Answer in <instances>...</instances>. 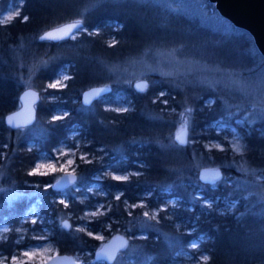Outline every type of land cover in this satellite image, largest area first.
I'll use <instances>...</instances> for the list:
<instances>
[{
  "label": "trees",
  "instance_id": "1",
  "mask_svg": "<svg viewBox=\"0 0 264 264\" xmlns=\"http://www.w3.org/2000/svg\"><path fill=\"white\" fill-rule=\"evenodd\" d=\"M5 1L11 2L1 0L0 13L7 9ZM117 7L112 0L100 4L95 0H28L23 14L29 15V21L10 22L5 30L0 31V146H3L0 147V172H4L3 181L8 178L15 192L19 193L8 204L0 200V229L16 227L28 209L35 208L41 224L35 223L34 229H47L59 253H78L88 260L93 258L98 240L87 233L67 231L57 222L58 216L67 212L75 211L77 216L83 214L87 209L84 202L75 201L70 196L68 205L64 206L57 200L61 192L51 186L41 190L42 185L51 182L49 176L29 175L39 154L70 142V135L76 127L77 137L82 139L81 147L90 154L91 160V163L81 160L77 163V184L81 191L97 186L111 197L122 194L121 200L113 198L110 202L103 216L106 221H127L125 204H135L142 197L153 208L165 204L166 193L170 198L182 199L179 208L173 212L169 208L159 211L156 219L158 232L150 230L145 238L131 241L139 243L138 256H149L152 264H169L184 254L188 245L196 242L200 250L210 256L207 264H264V206L246 189L228 190L224 184L200 181L198 185L203 199L191 200L187 195L193 173L188 170L195 157L203 154L202 149L196 143L190 148L179 146L172 136L175 113L185 103L194 109L192 120L196 129L202 130L214 121L230 123L234 116L230 110H221L217 102L208 108L205 100L200 98L204 95L202 91L193 92L195 90L188 85L181 87L169 78H150L152 82L145 92H138L128 84L111 82V66L139 57L150 45H156L162 39L148 33L140 16L144 9H140L138 15L118 13ZM153 8L151 18L170 21L180 29L183 33L179 40L188 48L190 43H201L204 36L210 34L180 14L161 7ZM71 20H81L87 25V30L75 40L51 42L38 39L46 30ZM149 21L154 25L155 21ZM89 32L94 34L89 35ZM239 39L233 34L227 40V54L241 64L254 63L255 60L244 52ZM261 63L264 64L263 58ZM64 69L70 75L65 87L49 88L48 85ZM101 84H110L112 88L103 98L129 102L127 112L103 109V98L90 106L95 107L92 112L76 108L84 89ZM29 86L40 92L36 120L44 126L43 135L33 142L27 137H19V131L4 122V117L19 107L20 92ZM161 91L166 95L161 97ZM47 98L54 100L46 102ZM58 112H67V115L61 120H52ZM239 130L243 137L240 153L211 151L208 152L210 157L212 154L222 159L218 160L219 163H243L258 177L264 178V138H261L264 120ZM109 161L120 163L122 169L129 170L130 180L114 181L106 175L105 163ZM213 161L216 163H211H218ZM221 170L227 175L233 167L222 166ZM96 177L101 180L95 181ZM76 194L81 197L83 192ZM227 194L228 199L236 203L221 213L222 200ZM203 201L211 202V206L202 204ZM71 222L72 225L76 223L74 219ZM190 229L192 231L187 232ZM12 245L11 238L1 241L0 251L9 253Z\"/></svg>",
  "mask_w": 264,
  "mask_h": 264
},
{
  "label": "rangeland",
  "instance_id": "2",
  "mask_svg": "<svg viewBox=\"0 0 264 264\" xmlns=\"http://www.w3.org/2000/svg\"><path fill=\"white\" fill-rule=\"evenodd\" d=\"M10 1L11 2L5 1L8 3V6L6 11L3 12V15L14 10L16 0ZM112 1L117 3L118 7L116 11L118 13L130 12L139 15V10L144 9V12L142 15L140 14V16H142L141 19L143 20V24L148 28V33L159 35L162 39L157 42L158 44L150 45L151 47H148L139 57L125 63L111 66L109 70V75L112 78L111 82L115 81L116 83L128 84L135 89L134 84L137 81L145 80L147 81L146 91L152 82L150 78L154 76H158V78H169L172 82L179 83L181 87L188 85V87L195 90L193 92L197 91L196 93H198L202 91L201 94L204 95L200 98L203 100L209 98L217 100V105L221 110H230L234 116L233 121L230 123L214 121L204 126V129L201 130L193 126V111H188L189 108H192L191 105L185 103L182 105V108L175 113L176 123L172 135L173 139L175 134L186 129V145L184 146L190 148V146L195 143L200 144V148L202 149L201 153H203L200 155L201 157L199 155L195 157L194 162L190 165L188 170L193 173V178H190L192 182L189 179L191 184L189 185L190 188L187 196L190 197L191 200H196L197 198L195 197L197 194L202 196L198 185L200 181L198 179L200 169L214 168L221 170L222 166L224 168L233 167V170L227 175H223L222 173V176L217 179L213 185L224 184L228 190L234 188L246 189L248 193L254 194L257 201L261 202L264 206L263 177H258L255 172L251 171V169L243 163L240 165H235L234 163H232L233 165L229 163H219L218 160L222 159L213 157L212 154L210 157L208 153L211 151H215L216 153L225 151L231 154L240 153L236 152L233 148V145L240 147L241 150L243 147L242 139H237L236 136V133L240 136L239 128L253 125V120H255V123L263 121L253 115L254 113L264 112V90L260 87L261 84H264V64L261 63L263 57L255 47L252 37L246 31L235 28L231 23L222 18L214 8V5L207 0ZM153 7H161L173 14H180L193 22L195 26L208 30L210 34L207 36L205 35V39L201 43L197 42L196 45L190 43V48H188L179 40L180 35L183 33L180 29L173 26L170 21L162 22L158 18H151L153 16L151 12L155 11ZM3 15L0 16V19H3ZM149 20L155 21L154 25H152ZM75 34L77 38L80 32H76ZM233 34L239 36L240 39L238 42L240 41V44L244 46V52L255 60L254 63L241 64L238 60L231 59L227 54L229 53L227 40H229ZM70 39L75 40L72 37ZM64 75H69L67 69L62 70L58 77L52 82L55 83L57 79L62 81V85H58L56 88L57 90L66 85L67 80L63 79ZM25 82L28 83L29 81L26 80ZM101 85L110 86V84ZM30 87L31 86L26 88ZM53 100V98H47L46 102H51ZM79 103L80 105L76 106V108L84 112H92L94 110L93 108H95H90V106L86 107L83 106L81 102ZM101 104L103 109H114L115 111H120L119 109L129 107L128 101H123L118 98L106 99L105 97L102 99ZM162 104L164 105L165 102ZM66 115L67 112H58L54 116L65 117ZM240 120H244L245 123H237V121ZM192 129H194L193 132ZM233 129L236 130V133L233 132ZM14 130L19 131V137H27L32 141L43 135L44 126L43 123L36 120V122L29 127L16 128ZM201 134L202 137H200ZM77 136H79V132L75 127L70 135V142L64 143L49 152L47 151L39 154V158L35 162L31 172H35L36 174L34 175L38 177L49 176L51 180L49 184L41 186L42 191L50 186L52 188L53 182L66 173L59 170L56 172H49L46 168H41L37 171V165L53 164L59 169L60 165L67 159H72L74 163L68 166L67 171L77 175L76 167L80 157L87 156L90 159V154L81 147L82 139ZM174 142L182 146L177 141L174 140ZM215 145H218V147H214ZM61 152L70 153L71 155L62 157L60 156ZM204 154H206L207 157H204ZM109 160H112V158L109 157ZM213 160H217L218 163H211H216V161ZM105 165L107 167L106 175L109 177L131 174L129 170L122 169L120 163L109 161L105 163ZM3 173L4 172L1 174L0 172V200L8 204L12 199L18 196L19 193L15 192V187L12 182L7 181L8 178L3 181L5 177ZM41 173L46 174L41 175ZM78 179L77 176L76 182L66 186L64 189L54 190L61 192L57 200L59 202L60 200H64V206L68 205L70 196H73L75 201L84 202L87 209L84 210L83 214L78 216L75 215V211L58 216V220L56 219L58 225L67 231L70 229L75 233H87V236L94 239L100 237V239H97L99 242L98 248L114 236H123L126 239V245L112 264H152L149 256H138L139 243L131 242L135 239L145 238L150 230L154 233L159 230V224L156 222L157 218L151 220L149 217L144 216V212H149V216L153 213H156L158 216L160 209L169 208L168 210L173 212L175 209L179 208V202L182 199L180 197L170 198L169 193H166L164 197L165 204L159 208H153L145 201V197H142V199L135 204H125L124 207L127 211V217L129 218L127 221L112 223L111 221H106L103 216L106 215L113 198L120 194H115L114 197H111L97 186H91L81 191V188L77 184ZM94 180H101V178L96 177ZM77 192H83V195L79 197L76 194ZM173 201H175V204L172 203ZM222 202L223 207L220 209L221 213H224L228 207L232 208L236 203V201L228 199V194ZM141 204H143L144 207H139ZM202 204L205 205L204 201ZM132 205L137 206L132 207ZM92 212H96L97 215H91ZM71 219L75 220V225H72ZM34 221L38 225L41 224L40 214L35 208H30L16 227L11 228L9 226H4L0 229V242L6 241L4 237L12 239V249L9 253H4L9 261L11 260L10 253L21 254L19 258L24 260L25 264L43 263L59 253L57 247L49 238L48 230L34 229ZM64 221H68L70 225L69 228L63 227ZM182 227H185V223L182 224ZM4 228H8L9 231L7 233L4 232ZM81 228L83 231H77V229ZM89 231L92 233L91 236L88 235ZM191 231L192 229L187 232ZM19 237H23V242L17 245L15 244V240ZM41 237H43V239H41ZM45 249H50V251H45ZM24 251H34L40 253V255L29 260L27 257L22 256ZM70 255H72L76 261L83 263V254L75 253ZM203 255L207 254L200 250L199 243H197L196 249H193L190 244L184 254L180 255L176 261L169 264H194V260L190 259V257H194L195 261H201ZM78 257L80 258L78 259ZM93 258L88 260V262H93ZM134 260H136V262ZM95 264L107 263L96 262Z\"/></svg>",
  "mask_w": 264,
  "mask_h": 264
},
{
  "label": "water",
  "instance_id": "3",
  "mask_svg": "<svg viewBox=\"0 0 264 264\" xmlns=\"http://www.w3.org/2000/svg\"><path fill=\"white\" fill-rule=\"evenodd\" d=\"M207 1L214 5V8L222 18H224L229 23H231L235 28L246 31L252 37L255 47L257 48L261 56L264 58V0H207ZM77 21H80L81 24L83 25V22L81 20H71L62 23L60 25L54 26L46 30L39 36L44 35L46 32H54L55 29L57 28H63L66 27L67 25L75 24ZM76 32L77 30L73 29V33ZM71 37L72 35L70 34L69 36L62 37L61 39L58 40L53 39L46 41L60 42V41L68 40ZM138 83L147 85V81L139 80L134 84L135 90L141 92L136 88V84ZM101 88H106L107 91L100 93L98 96L89 97V102L85 103V93H90ZM111 90H112L111 86H107V85L90 86L81 92L80 102L83 106L89 107L96 101L108 95L111 92ZM40 99H41V95L37 89L32 87L23 89L20 92L18 98L20 106L16 110L8 113L4 117L5 124L11 129L24 128L33 125L37 119L36 107L37 104L40 102ZM10 118H11V122H10ZM181 132H183L184 138L186 140L187 130L183 129L174 135L175 141H177L176 136ZM184 145H186V143ZM209 171H218L220 173V177L222 176V171L220 169L202 168L198 173V179L200 180V182L204 184H214L216 182L217 179L216 180L201 179V175ZM72 176L75 177V179L71 183H69L68 182L69 177L67 176V174L62 175L59 179L53 182L52 188L64 189L66 186L75 183L77 180V175L72 173ZM57 181H59V183H57ZM65 223L68 224V221H64L63 225ZM125 242L126 239L123 236L117 235L112 237L109 241L105 242L101 247H99L94 252V258L92 261L94 263L104 262L107 264H112L116 260L118 254L124 249L126 245ZM102 249L106 251L101 253ZM97 253H101V255L97 257ZM110 255L111 258H109ZM52 257H54V259H52ZM52 257L48 261L38 264H83L76 261L72 255L66 253H58Z\"/></svg>",
  "mask_w": 264,
  "mask_h": 264
},
{
  "label": "snow or ice",
  "instance_id": "4",
  "mask_svg": "<svg viewBox=\"0 0 264 264\" xmlns=\"http://www.w3.org/2000/svg\"><path fill=\"white\" fill-rule=\"evenodd\" d=\"M28 0H16V6H14V10L10 11L8 14L3 15V13H0V15H3V19H0V31L5 30V27L8 26L10 24V22H14L16 20H19L21 22L27 23L30 19L29 15L23 14V9L26 6ZM109 2V0H95V3L100 4V3H106ZM73 29H76L77 32L82 33L83 31L87 30V25H82L80 21H77L75 24H71V25H67L66 27L63 28H57L55 29L54 32H46L44 35L39 36L40 41H46V40H53V39H61L62 37H66L69 36L70 34L72 35V38L75 39L76 38V34L73 33ZM94 33L89 32V35H93ZM113 45H110V47ZM64 80H68L70 79L69 75H64L63 77ZM58 85H62V81L57 79L55 81V83H50L48 85L49 88L51 89H56L58 87ZM261 89L264 90V84L260 85ZM136 88L143 92L145 91V89L147 88L146 84H136ZM107 89L106 88H101V89H97L93 92L90 93H85V103L89 102V97L91 96H98L100 93L106 92ZM166 93L164 91L160 92V96L163 97L165 96ZM216 100L209 98L207 100L204 101L205 106H207L208 108H212L215 104H216ZM122 112H127L128 109L124 108V109H119ZM189 112L194 111V109L189 108L188 109ZM256 118L264 120V112L261 113H254L253 114ZM64 117L62 116H54L53 120H61ZM247 119V118H246ZM10 122H11V118H10ZM237 123L239 124H244L245 121L244 120H240L237 121ZM252 123H255V120L252 121ZM233 132L236 133V130L233 129ZM250 134V133H249ZM237 139H243V137L239 136L238 133H236ZM261 138H264V133L261 134ZM176 140L179 142L180 145H184L186 143V140L184 138V134L183 132H181L180 134H178L176 136ZM3 147V146H0ZM214 147H218V145H215ZM245 147H247L245 145ZM233 148L236 152H241V148L233 145ZM222 150V149H221ZM71 155L70 153H60V156H68ZM80 160L83 161L84 163H91V160L87 157V156H81ZM74 161L72 159H67L64 163H62L59 167V169H57V167L53 164H47V165H37V171H39V169L41 168H46L49 172H56V171H61V172H65L67 174V176L69 177V183H71L75 177L72 176L71 172H68V166L73 165ZM36 174L35 172H31L29 173V175H34ZM46 173H41V175H44ZM136 173H133L132 175H135ZM220 177V173L218 171H209V172H205L204 174L201 175V179L204 180H208V179H212V180H216ZM112 180L114 181H129L130 180V175H115L111 177ZM57 183H59V181H57ZM122 195V194H121ZM121 195H117L115 198L116 200H121ZM197 199H203L202 196H200L199 194H197V196L195 197ZM60 204H64V200H60L59 202ZM173 204H175V201L172 202ZM206 206H211V202L209 201H204ZM67 206V205H65ZM137 205H132V207H136ZM139 207H144L143 204L139 205ZM160 212L165 211V209H160ZM91 215L95 216L97 215L96 212H92ZM144 216L145 217H149V219L151 220H155L157 218V214L153 213L151 216H149V212L145 211L144 212ZM35 223V221L33 222ZM64 228H69L70 225L65 223L63 225ZM9 229L8 228H4V232H8ZM77 231H83V229H77ZM88 235H92L91 231L88 232ZM97 239H100V237H96ZM9 239L8 237H4V240ZM41 239H43V237H41ZM23 242V237H19L15 240V244L19 245ZM126 243V242H125ZM191 247L193 249L197 248V243L196 242H192ZM45 251H50V249H45ZM104 249L101 250V253H103ZM101 253H97V257H99L101 255ZM11 255V260H8V257L4 255V253L2 251H0V264H25L24 260L20 259V255L19 253H10ZM40 255V253L38 252H30V251H24L22 253L23 257H27L29 260L33 259V257ZM80 257H78L79 259ZM109 258H111V255L109 256ZM52 259H54V257H52ZM190 259L194 260V264H207V262L210 259L209 255H203L201 261H195L194 257H190ZM83 264H88V258L84 257L83 258Z\"/></svg>",
  "mask_w": 264,
  "mask_h": 264
}]
</instances>
